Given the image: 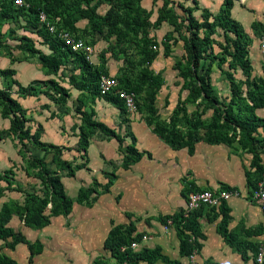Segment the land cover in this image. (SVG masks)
I'll list each match as a JSON object with an SVG mask.
<instances>
[{
  "label": "trees",
  "instance_id": "obj_1",
  "mask_svg": "<svg viewBox=\"0 0 264 264\" xmlns=\"http://www.w3.org/2000/svg\"><path fill=\"white\" fill-rule=\"evenodd\" d=\"M23 1L24 6L17 7L13 5L12 0H0V23L14 22L18 25L21 20H24L26 26L32 30L31 36L23 35L15 39L18 42L16 46L18 51L27 54L28 57H37L42 68L49 75H57L71 58H76L80 75L78 81L72 76L71 85L78 90H86L92 95L104 98L126 114L124 104L119 98L113 95L100 96L99 80L102 76H109L104 66H93L82 54L74 53L65 47L57 36L49 33L45 24L40 23L39 14L43 13L46 21L54 25L58 31L68 30L81 39H83L81 34L91 33L103 37L105 41L110 38H114L117 43L134 41L138 49V65L141 67L137 80H131L125 75L115 78L120 89L134 93L136 99L143 90H146L143 120L151 132L172 150L187 149L190 156L194 154L195 145L200 142L211 146L223 144L235 151L250 154L252 160L250 168L245 169V178L247 187L253 194L258 182L264 176V165L261 160V155L264 154V134L259 132V130H264V119L255 114L256 109L264 107V78L253 76V63L249 57L252 40L244 32L242 26L231 17L233 3L238 0H223L222 9L215 16L207 9L200 10L196 0H192L193 7H185L180 3L175 4L172 0H161L162 6L157 10L154 21H151L152 10L145 9L141 5L142 0ZM157 1L153 0V4ZM102 5L108 6L103 15L98 13ZM198 10L201 11L199 18L194 16V12ZM79 20L88 22L87 28L81 34L75 27V23ZM163 23L168 24L172 31L157 42L150 32L159 30ZM252 28L255 33L258 28L261 32L264 31V25L261 24H253ZM174 33L178 40L183 42L184 54L174 62L172 69L177 71V77L181 80L179 93L186 92V96L183 100L177 101L168 120H162L155 107V102L163 86V78L160 73H155L150 69V66L160 55L157 50L159 45L163 49L162 57L170 56L171 46L177 41ZM34 37L39 40V45L48 48L49 54L35 47ZM215 48H217L216 51ZM11 50L7 47L5 55L9 57L11 63H14L16 59ZM101 63H104V59ZM214 67L225 77L229 85V95L224 100L219 99L211 81ZM235 72H239L242 79H238ZM14 75L13 69L0 70V77L9 81L8 87L17 88L18 98L38 97L39 94H43L57 105H65L69 98V90L61 87L54 80L43 83L34 82L24 87L12 79ZM9 88L0 89V116L10 122L7 130L0 131V139L3 135H7L17 140L18 155L25 164L23 170L26 176L40 181L42 189L41 194H38L36 191L26 192L18 187L12 188L13 168L0 174V183H6L5 187L0 186V199L5 191L14 190L24 193L23 203L7 201L0 205V251L2 246L13 249L17 244H24L29 253L28 264H31L33 256L42 253L43 246L39 241L29 242L20 233H15L8 227L11 218L16 216L24 226L39 230L47 227L53 217L68 216L73 204L92 207L102 194L109 191L117 179L114 172H103V175L108 178L105 185L101 186L93 180L91 187L81 188L75 199L66 195L59 172L67 171V177H73L76 171L87 168L89 138L95 131L109 138H116V134L94 119V111L85 112L77 107L76 113L81 120L78 128L77 152L82 154L84 162L73 166L71 162L61 159L62 149L40 141L42 132L40 126L34 133L26 127L27 111L21 107L17 99L12 97ZM188 104L193 106V111H188ZM164 105L169 106L168 101ZM128 136L131 144L125 148L122 147V140L118 139L119 152L123 155L120 167L123 170L138 163L146 155L135 148V137L130 133ZM28 144L46 154H51V165L54 169L48 167L45 158L30 157ZM147 156L151 157L148 153ZM99 188L102 191H98ZM220 189L232 194L238 192L237 189L227 185H221ZM184 190L185 201L189 193L203 191L190 183L184 186ZM204 209L217 211L220 217L217 233L224 243L234 253L239 254L244 262L252 258L254 264H258L256 257L259 253V244L247 239L263 235L264 227L257 226L249 229L241 223L234 231L229 230L231 216L226 201H221L218 208L201 206L187 216L184 215L182 209L170 216L159 217L158 221L163 225H167L168 221L172 222V227L179 240V256L187 258L192 254L200 253L202 245L199 240L204 236L200 231L198 218L201 217ZM126 216L128 219L131 218L129 214ZM134 232L135 227L132 222L115 226L109 232L104 241V248L109 251L114 264L123 262L127 264H156L157 262L183 264L178 260H170L161 253L159 247L132 250L131 243L141 240L140 236H133ZM0 264L18 263L0 253ZM92 264L109 263L102 256H97ZM203 264L217 263L207 260Z\"/></svg>",
  "mask_w": 264,
  "mask_h": 264
},
{
  "label": "crops",
  "instance_id": "obj_2",
  "mask_svg": "<svg viewBox=\"0 0 264 264\" xmlns=\"http://www.w3.org/2000/svg\"><path fill=\"white\" fill-rule=\"evenodd\" d=\"M172 1L175 4H183L185 7H193L192 0ZM196 2L200 10L207 9L214 16L220 12L223 5V0H196ZM141 5L147 10H152V6H156L155 14L157 16V10L162 6V1L158 0L153 4V0H142ZM107 9V5H102L98 9V13L103 15ZM200 10L194 12L195 17H200ZM231 17L242 26L244 32L252 40L249 57L253 63V76L264 78V56L259 49L264 31L261 32L258 28L255 33L252 28L253 24L264 25V0L234 1ZM87 24V20H79L75 23L79 34L87 28ZM171 31L172 28L166 23L156 30L157 36L160 35L162 38ZM173 35L177 39L175 58L171 57V50L168 58H163L160 54L152 64L159 63L163 59H171L175 62L182 57L184 54L183 42L178 40L175 33ZM216 39L220 40V38ZM160 41L157 39V42ZM97 45L98 42L92 46L93 50ZM40 50L45 54L50 53L46 46L40 47ZM216 50L217 48H215ZM250 51L253 52V55L250 54ZM11 53L16 59L14 63L10 62L5 52L0 54V60L4 59V65H0V70L8 69L3 67L9 65L10 69L15 71L12 79L22 86L54 80L61 87L69 90V98L65 105H57L43 94H39L38 97L18 98L17 88L15 86L9 88V81L0 77V89L9 88L12 97L17 99L21 107L27 111L26 127L30 129L31 133H34L40 126L42 128L40 141L62 149V160L71 162L73 166L84 162L82 154L77 152L78 128L81 125L80 116L76 113L77 107L85 112L94 111V119L116 134V138H109L101 132L95 131L89 138L87 168L76 171L73 177H67V171L59 172L64 191L72 199L77 197L81 188L91 187L93 180H96L101 186L105 185L108 178L103 175V172H114L117 179L109 191L102 194L92 207L73 204L68 216L53 217L47 227L39 230L24 226L16 216L11 218L8 227L15 233H20L29 242L39 241L43 246L42 253L33 256L31 264H92L97 256H102L103 259H112L109 251L104 248V241L113 227L127 225L129 222H132L135 227L133 236L141 237L139 248L136 251L143 248L159 247L161 253L170 260L189 264L188 257L181 258L179 256V240L174 228L166 227L158 221L159 217H167L179 210H184V186L189 183L201 190H219L221 185L238 190L237 194H232L226 201L231 216L229 230L234 231L241 223L249 229L257 226L264 227V211L255 202L252 191L246 184L245 169L250 168L252 160L250 154L235 151L223 144L211 146L203 142L195 145L192 156L188 154L187 149L172 150L151 132L141 115L128 112L123 114L115 104L104 98L92 95L86 90L74 88L71 81H73V77L76 78V81L79 80V69H75L74 72L61 69L57 75H49L42 68L37 57H28L27 54L17 49H12ZM95 58L93 52L89 63L96 67L103 65L108 75L112 76L115 67L109 62L102 64L95 61ZM173 64L170 63L167 67L170 66V71L177 76V71L172 69ZM66 65L67 68H71V63L68 62ZM256 69H259L258 72ZM153 71L160 72L155 69ZM215 79H219V82L222 81L225 97L228 96V82L216 67L213 68L211 75L213 86ZM238 79H242L241 74ZM214 87L218 91L219 88L216 85ZM181 94L186 96V92ZM255 114L264 119V107L256 109ZM9 126V120L2 119L0 116V131L7 130ZM134 127H139L140 133L134 131ZM259 132L264 134V130H259ZM129 133L136 139L135 148L146 155L138 163L123 170L120 167L123 155L119 152V140H122L123 148L130 145ZM142 137L150 140L152 145L143 147L141 145ZM0 142L5 144L3 147L8 152L6 156H9L5 157L6 167H0V174L13 168L12 188L18 187L26 192L36 191L41 194L40 181L27 177L23 170L25 164L21 156L18 155L17 140L12 136L3 135ZM6 143H9L10 147L6 146ZM95 147L96 157L93 162L90 152ZM107 151L110 154H107ZM147 153L151 155L150 158ZM28 155L32 158H45L48 167L54 169L51 165V154H46L28 144ZM7 158L11 159L8 166ZM261 160L264 165V154L261 155ZM0 186L5 187L6 183L2 182ZM98 191H102V189L99 188ZM23 195L24 193L14 190L5 191L4 196L0 199V205L7 201L23 203ZM46 213L48 214V210ZM127 214L131 215L130 219L127 218ZM219 221L220 217L217 211L209 209L202 211L198 223L204 237L199 240L202 245L200 253L194 254L195 263L203 264L210 260L217 264H254L252 258L248 262H244L239 254L234 253L224 243L217 233ZM144 237L147 238L146 241L142 240ZM247 240L259 244L260 247L264 243V234ZM18 250L21 251L20 256L16 255ZM0 253L10 257L18 264H28L29 253L24 244H17L13 249L3 247ZM156 264L162 263L157 262Z\"/></svg>",
  "mask_w": 264,
  "mask_h": 264
},
{
  "label": "rangeland",
  "instance_id": "obj_3",
  "mask_svg": "<svg viewBox=\"0 0 264 264\" xmlns=\"http://www.w3.org/2000/svg\"><path fill=\"white\" fill-rule=\"evenodd\" d=\"M155 7L152 6V11L154 14L151 17V21H154L156 18L155 14ZM32 30L29 29L24 20L20 21V24H15L14 22H4L0 23V54L4 53L6 51V48L16 49V45H18V42L15 40L19 38L20 36L27 35L31 36ZM161 34V32H158ZM151 36H154L158 41L161 40L162 36H157L156 31L150 32ZM83 36V39L90 43L91 46H94L96 42H98V45L94 49V55H95V61L101 62L104 59V63L109 62L110 65L115 67V72L112 74L113 77H121L122 75L127 76L131 80H137L141 67L138 65L139 62V55H138V49L135 46V42H122L117 43L114 38H110L107 41L103 40V37L97 35V34H91V33H85L81 34ZM35 39V47L37 49H40V47H43L42 45H39V40ZM172 55L171 57L174 59L175 55L177 53V45L171 46ZM157 50L160 54H162V47L159 45ZM250 54L253 55V52L250 51ZM103 59H102V58ZM76 59V58H75ZM74 58L69 60V63H71V68H67V65L65 67H62L61 69L65 71L74 72L75 69L78 68V63L76 62ZM94 61V60H93ZM173 60L171 59H163L159 63L151 64L150 69H155L157 71H160L161 77L163 78V86L160 90V92L156 96V102L155 107L158 110L159 116L162 120H168L174 106L176 105L178 100H183L185 97V94L179 93V84L181 83V80L174 75L173 72L170 70V66L167 67V65L173 64ZM0 65H4V59L2 58L0 60ZM3 68H10L9 65H6ZM159 69V70H158ZM259 69H256L258 72ZM235 76L237 78H240L239 72H235ZM215 79V85L218 89L215 93L219 97L220 100L225 99L224 89L222 85V81ZM214 85V86H215ZM145 96H146V90H143L137 98V111L136 113L141 115L142 118L145 117L144 113V102H145ZM227 97V96H226ZM168 101L169 106L165 107V102ZM187 109L189 112L193 111V106L187 105ZM130 114V113H129ZM137 123V122H135ZM134 131L137 133H140L139 127H134ZM141 145L143 147L145 146H151L152 142L144 137L141 138ZM5 144H1L0 142V162L2 165L0 167H6V161L5 157L8 154L7 150L4 149ZM6 146L10 147L9 143H6ZM107 154H110L109 151H107ZM91 160L94 162L96 157V147L90 152ZM8 159L7 166L10 165L11 159ZM95 165V164H94ZM154 229V228H153ZM34 231V230H32ZM209 232V231H208ZM4 246H2L3 248ZM17 256L21 255V251L18 250ZM109 264H113V259H104Z\"/></svg>",
  "mask_w": 264,
  "mask_h": 264
},
{
  "label": "built area",
  "instance_id": "obj_4",
  "mask_svg": "<svg viewBox=\"0 0 264 264\" xmlns=\"http://www.w3.org/2000/svg\"><path fill=\"white\" fill-rule=\"evenodd\" d=\"M13 5L17 7L24 6L23 0H12ZM39 21L42 24H45L46 29L50 34L57 36L63 43L64 46L69 48L74 53L82 54L86 61L91 62V57L93 55V47L86 42L85 40L76 37L68 30L58 31L54 25L46 21V17L43 13L39 14ZM155 49V48H154ZM259 49L264 56V36L260 40ZM98 89L100 96L104 97L107 95H113L114 97L119 98L126 109L130 114L136 113L137 111V99L134 93L127 92L120 89L117 79L113 76H102L99 80ZM231 192L225 190H203L200 192H191L188 194L185 201L184 215L187 216L194 210H197L201 206L208 208H218L221 201H227ZM253 199L260 206L261 210L264 211V176L261 181L257 184V189L253 193ZM166 227H172V222L168 221ZM143 241H146L147 238H142ZM139 242H133L130 245V248L136 251L139 248ZM124 250V249H122ZM189 264H197L194 261V254L188 257ZM256 262L258 264L264 263V243L259 247V253L256 257ZM121 264H127L123 262Z\"/></svg>",
  "mask_w": 264,
  "mask_h": 264
}]
</instances>
